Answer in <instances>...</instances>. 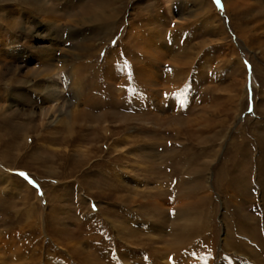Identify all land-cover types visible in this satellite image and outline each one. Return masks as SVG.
Returning a JSON list of instances; mask_svg holds the SVG:
<instances>
[{
	"label": "rangeland",
	"instance_id": "rangeland-1",
	"mask_svg": "<svg viewBox=\"0 0 264 264\" xmlns=\"http://www.w3.org/2000/svg\"><path fill=\"white\" fill-rule=\"evenodd\" d=\"M40 1L0 0V264H264V0Z\"/></svg>",
	"mask_w": 264,
	"mask_h": 264
},
{
	"label": "bare ground",
	"instance_id": "bare-ground-1",
	"mask_svg": "<svg viewBox=\"0 0 264 264\" xmlns=\"http://www.w3.org/2000/svg\"><path fill=\"white\" fill-rule=\"evenodd\" d=\"M17 1V0H16ZM32 2H33V5H34V8H33V10L34 9H38V8H36V7H40V5L42 4V3H40L41 1L40 0H32ZM97 3H98V8H99V6H102V8H108L111 4V0H97ZM43 5V4H42ZM36 6V7H35ZM42 8V7H41ZM98 8H96L95 10H97ZM45 9H54L53 8V6H49V8H45ZM45 9H43L42 11H44ZM39 10V9H38ZM95 10H92V12L94 13L95 12ZM46 11V10H45ZM243 13V12H242ZM242 15H244V14H242ZM100 17H102V18H100L101 20H102V22L104 21V22H107L108 21V19L102 14V15H100ZM97 18H99V17H97ZM247 22V21H246ZM110 68V67H109ZM113 87V86H112ZM58 88V87H57ZM56 88V89H57ZM60 90V89H59ZM58 89L55 91V92H44V93H47V98H48V100H60V97L62 96V94H61V92L59 91ZM61 94V96H60V94ZM57 103H59V102H57ZM51 107V108H50ZM50 107H48V108H45V111H44V109H43V113L44 114H47L46 113V110H48L49 108L51 109L50 111H52L51 113H54L53 112V106H50ZM110 114H115L113 111H110L109 112ZM105 113H100V114H97L96 116L94 115V114H85L86 115V117L87 118H89V117H95V119H97L96 121L97 122H101V121H103V115H104ZM54 115V117H55V114H53ZM116 115V114H115ZM54 117L52 116V119H54ZM85 117V116H84ZM51 119V120H52ZM76 120V119H75ZM74 120V121H75ZM76 121H78V120H76ZM96 126L98 127V123H96ZM63 139H69V137L68 136H64L63 137ZM262 143H263V145H262V147H263V150H264V139H263V141H262ZM262 178V177H261ZM260 181V180H259ZM201 185V183H197V187H199ZM195 186V185H194ZM261 186H262V191H263V195H262V198H263V200H264V185H262L261 184ZM189 191H186V193L187 194H192L193 193V190L192 189H188ZM190 192V193H189ZM203 201H205V198H202V197H198V199L196 200V201H194V203L192 202V203H189V204H185L184 206H182L181 207V209H179L178 210V214H180V215H187V214H189V213H191L192 212V210L194 209V207H196V208H199L203 203ZM179 207V206H178ZM151 208L152 209H154V210H160V207L158 206V205H153V206H151ZM260 209H261V211H262V213L264 214V208L261 206L260 207ZM194 211V210H193ZM195 214V213H194ZM264 216V215H263ZM185 220H187L188 222H190V224H188V225H186V224H183V225H176V227H178L177 228V232H175L174 233V241H173V248H176V249H182V248H184V246H186V245H188V244H190L191 242V240H193L194 239V237H195V234H197L198 233V231L201 229L198 225H200L201 224V222H200V220L198 221V220H196L195 219V217L193 218V215L191 216V218H189L188 216H187V218L185 219ZM203 224V223H202ZM243 224V223H242ZM246 224V226L247 227H249L248 226V223L246 222L245 223ZM204 226H205V224H203ZM114 227H116V225H114ZM240 227V225L238 224L237 225V231H241V230H243V229H241V227ZM126 228V227H125ZM128 228V227H127ZM241 229V230H240ZM114 230L117 232V234H116V236L118 237L119 235H120V233L117 231V228H114ZM120 230V229H119ZM133 232H134V230H133ZM129 233H132V232H129ZM232 235V234H231ZM231 235H229V239L232 241L230 244L233 246V245H235V243L233 242V239H234V237L233 236H231ZM197 237V236H196ZM195 237V238H196ZM123 238H125V237H121L120 239H123ZM102 239V238H101ZM104 239V238H103ZM124 240V239H123ZM128 241L127 242H131V238L129 237V239H127ZM116 241V240H115ZM161 241V240H160ZM162 242H163V244L165 245V246H163L162 248H160V247H158V248H152V246H151V248L150 249H157V251L159 252V254H161V251L162 250H164V249H166V250H168V245H166V243H167V241L163 238L162 239ZM188 242H190V243H188ZM105 243V242H104ZM159 243H161V242H159ZM150 245L152 244V243H149ZM105 245L106 246H108V244H104V245H102L101 247H99L97 250H96V252L97 253H99L98 254V256H97V254H96V256H92L93 254L92 253H90V254H88V255H86V256H84L82 253H83V251H82V249H80L78 246H73V249H72V251H71V253H73L74 255H78V257H80V259L82 260V263L83 264H106V261L105 260H107V259H105L106 257H111V255H112V252H108L107 250H106V247H105ZM98 247V246H97ZM115 247V246H114ZM113 247V248H114ZM162 249V250H161ZM263 252H264V249H263ZM102 255H104V258L102 257ZM115 256H116V253H115ZM114 257V255H112V258ZM102 258H103V260H102ZM114 259V258H113ZM110 261V260H109ZM261 261L262 262H264V259L262 258L261 259ZM112 262H113V260H112ZM109 264H111V263H109ZM142 264V263H141Z\"/></svg>",
	"mask_w": 264,
	"mask_h": 264
}]
</instances>
